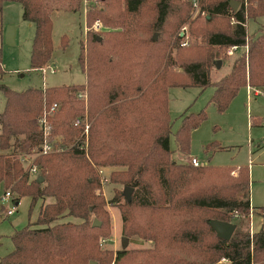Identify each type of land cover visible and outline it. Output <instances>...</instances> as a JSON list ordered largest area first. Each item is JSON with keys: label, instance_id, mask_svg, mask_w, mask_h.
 <instances>
[{"label": "trees", "instance_id": "1", "mask_svg": "<svg viewBox=\"0 0 264 264\" xmlns=\"http://www.w3.org/2000/svg\"><path fill=\"white\" fill-rule=\"evenodd\" d=\"M16 1L22 19L34 25L30 67L40 68L51 55L50 14L58 7L54 4L61 2L76 10L82 0ZM87 1V23L100 19L105 25L122 29H117L118 37L109 38L105 46L103 36L93 31L86 36L87 48L80 42L78 61L84 81L30 85L21 90L0 84L4 98L0 111V190L11 191L13 201L28 195L30 204L50 197L40 202L33 222L10 234L12 248L0 256V264H85L92 256V240L99 229L86 220L98 204L93 190L99 178L92 163L120 167L109 177L123 185L114 195L123 199V230L155 243L153 250L139 252L146 255L136 264H223L217 263L222 257L228 260L226 264H264V228L251 232L250 221H245L251 211L248 167L207 161L194 165L171 159L167 97L171 85L212 84L215 90L211 100L223 110L239 86L264 85V24L250 34L246 27L249 18L264 16V0H238L236 9L230 0H198L197 7L186 0L178 12H174L171 0H154L150 25L155 30L163 29L170 16H174L173 24H178L185 20L189 7L198 8L189 21V30L203 37L201 57L190 47L189 51L181 47L185 50L178 49L171 57V50H166L168 42L159 43L155 32L148 38L136 34L135 14L145 0H124L125 12L115 11L116 0ZM98 1L103 5L97 7ZM218 16L233 17L235 22L226 29H214L209 23ZM247 43L246 57L242 55L229 72L212 80L211 47ZM175 65L181 67V73L173 72L170 66ZM2 73L0 48V76ZM53 101L58 106L47 117L49 134L61 135L60 143L67 147L42 154L38 152L42 131L37 116ZM77 117L88 123L87 133L83 132L84 123H75ZM205 117L203 111L183 117L174 133L178 151L188 153L190 130ZM22 155H28L29 164L36 166V175L42 177L39 182L36 176L29 177L20 161ZM233 167L238 168L236 176L230 174ZM223 178L226 180L221 181ZM128 187L131 190L126 191ZM260 207L264 214V205ZM135 208L145 210L142 217ZM199 210L214 215L203 216ZM241 215L229 239L219 237L209 224L211 218L231 221ZM205 232L213 235V241L203 248L197 261H182L168 252L173 247L182 249L181 242L199 245ZM127 253L126 247L118 250L115 262Z\"/></svg>", "mask_w": 264, "mask_h": 264}, {"label": "rangeland", "instance_id": "2", "mask_svg": "<svg viewBox=\"0 0 264 264\" xmlns=\"http://www.w3.org/2000/svg\"><path fill=\"white\" fill-rule=\"evenodd\" d=\"M153 1L145 0L135 14L134 20L138 27L136 34L148 38L151 33L155 32L159 43L168 42L169 45L166 50H171V57L176 55L178 49L180 51L185 50L181 47L187 48V51L190 47L192 51H195L194 54L199 57L203 56L205 50L203 37L201 34H191L189 30V21L197 15L198 8L189 7L185 20L178 24H173L174 16H170L168 24L163 29L155 30L151 29L152 26L150 25L154 15ZM87 3V0H82L76 10L68 9L65 4L62 6L61 2L54 4L58 7L50 14L52 46L50 59L40 68H31L29 51L34 25L22 19V9L18 1H3L0 7V23L4 26V30L7 25H14L15 32L13 44H7L4 40L0 44L3 69L0 84L14 90H21L30 85L42 87L84 81V74L78 61L80 42L87 48L86 36L93 31V33L103 36L102 41L105 42L103 44L105 46L109 42V38L111 41L114 37H118L116 36L117 29H122L120 26L114 28L105 25L100 19H95L91 24L87 23L86 11L89 6ZM171 4L174 12H178L184 7L186 0H171ZM96 5L98 7L103 4L98 1ZM114 8L115 11L125 12L124 0H116ZM234 22L233 17L221 18L218 16L213 18L209 25L214 29H226L228 25H232ZM261 24H264V16L249 18L246 21L248 33H253ZM106 30L107 33L104 32ZM183 42H186L185 46H182L184 45ZM94 45L100 47L98 44L94 43ZM248 46V43L239 45L232 53L227 52L228 46L211 47L214 52L213 61L221 60L219 67H216L213 61L211 63L212 80L229 72L233 62L242 55L246 57ZM170 67L175 73L182 72L178 65ZM214 90L215 87L212 84L203 87L193 84H175L167 88L168 113L171 120L169 145L173 150L169 156L177 162H189L191 157L195 156L200 162L207 161L213 165L247 166L251 211L246 215L245 221H250L251 232L256 231L261 227L264 228V214L260 207L264 205V85L244 84L239 86L223 110H218L215 102L211 100ZM3 105L4 98L0 90V111ZM201 111L205 113L206 117L197 126L191 128L188 153L178 151L174 133L181 125L183 117L190 114L196 115ZM54 136L59 139L62 138L59 134ZM92 164L99 178V184L93 190V193L98 197V204L94 210L88 212L86 220L92 225L93 218H97L100 224L99 226L96 225L99 228L97 237L92 240L94 242L91 246L93 247L91 249L92 256L87 258L85 264H89L90 259L95 260L96 264H136L143 258V255H146L139 252L153 250L155 243L153 239H147L136 233L127 234L123 230L120 208L123 199L117 200L114 197L117 192L122 191L123 185L111 181L109 177L110 172L120 167ZM230 174L238 175V168L233 167ZM31 175L29 177H32ZM225 180L226 178H223L221 181ZM1 194L2 190H0ZM49 200L50 197L45 196L44 199L39 198L30 204L29 196L23 195L19 197L13 212L9 215H4V210L6 206L9 207L14 203L9 200L0 201V256L12 248L10 234L14 230L33 222L36 219L40 202ZM143 211L145 210L135 208L138 217L143 216ZM199 213L203 216L214 215L213 212L204 210H199ZM240 218L242 215L233 216L231 221L236 222ZM71 219L76 222L82 221L77 217H71ZM124 235L128 237L125 246L128 253L120 261L115 262L116 252L123 248L122 236ZM200 240L203 241L198 243L199 245L190 244L192 241L189 243L181 242L182 249L173 247L168 249V252L175 253L177 257L182 258V261H197L203 248L213 241V235L210 232H205ZM166 262L170 264V262ZM217 263L226 264L228 260L222 257Z\"/></svg>", "mask_w": 264, "mask_h": 264}, {"label": "built area", "instance_id": "3", "mask_svg": "<svg viewBox=\"0 0 264 264\" xmlns=\"http://www.w3.org/2000/svg\"><path fill=\"white\" fill-rule=\"evenodd\" d=\"M192 5L197 7L198 6V0H191ZM98 22V21H97ZM96 22V23H97ZM186 42H183L182 44H185ZM239 47L237 44H232L227 47V52L232 53L234 50H236ZM51 71V69H50ZM79 96H82V93H79ZM58 104L57 102H51L49 106L45 109L42 110V112L37 116V122L39 126L41 127L42 131V138L39 143V153L45 154V153H50V152H57V151H62L64 150L67 146L65 144L60 143V139L54 135L50 137L49 134V125L47 122V117L51 115V113L56 110ZM75 123H84V120L81 117H77L75 119ZM88 129V123H84V133H87ZM82 145V142L80 143ZM20 161L26 166L27 172L31 176H36L37 173V168L33 164H29L30 159L28 158V155H22L20 157ZM190 161L195 164H202L203 162H200L195 156H192ZM12 201L14 204L11 206H6L4 210V215H9L13 212L15 204L17 201L12 200L11 192L9 190H5L1 195H0V201Z\"/></svg>", "mask_w": 264, "mask_h": 264}, {"label": "water", "instance_id": "4", "mask_svg": "<svg viewBox=\"0 0 264 264\" xmlns=\"http://www.w3.org/2000/svg\"><path fill=\"white\" fill-rule=\"evenodd\" d=\"M231 7L233 9H236L239 5L238 0H230ZM14 32H15V26L14 25H7V27L4 30L3 33V40L7 44H13L14 43ZM156 33H154V36ZM221 64V60L217 59L216 60V67H219ZM41 175H36V181L41 180ZM131 190L130 187L126 188V191ZM100 221L97 218H93L92 225H99ZM209 224L212 226V228L216 231V234L224 239H229L236 227V223L230 220H222L218 218H211L209 220ZM128 237L127 236H122V246L125 247L127 244ZM89 264H96V261L91 259L89 261ZM210 264H216V263H210Z\"/></svg>", "mask_w": 264, "mask_h": 264}, {"label": "crops", "instance_id": "5", "mask_svg": "<svg viewBox=\"0 0 264 264\" xmlns=\"http://www.w3.org/2000/svg\"><path fill=\"white\" fill-rule=\"evenodd\" d=\"M3 30L4 26L0 23V44L3 41ZM51 71H53V69Z\"/></svg>", "mask_w": 264, "mask_h": 264}]
</instances>
